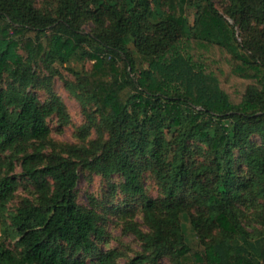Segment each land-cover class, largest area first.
Instances as JSON below:
<instances>
[{
  "label": "trees",
  "instance_id": "1",
  "mask_svg": "<svg viewBox=\"0 0 264 264\" xmlns=\"http://www.w3.org/2000/svg\"><path fill=\"white\" fill-rule=\"evenodd\" d=\"M52 1L0 0V264H119L108 213L125 264H264V0ZM82 171L121 181L84 205Z\"/></svg>",
  "mask_w": 264,
  "mask_h": 264
},
{
  "label": "rangeland",
  "instance_id": "2",
  "mask_svg": "<svg viewBox=\"0 0 264 264\" xmlns=\"http://www.w3.org/2000/svg\"><path fill=\"white\" fill-rule=\"evenodd\" d=\"M35 2L38 6H40L41 4L47 5L48 3L49 6H53L52 0H35ZM217 7H219V4H217ZM193 13L194 11L192 9L188 13L190 23L194 18ZM56 67L58 68L64 79L67 77L66 79L72 80V77L67 73V70L65 68H62L60 66ZM78 67L90 68V62H87L85 65L79 64ZM62 76L57 75L52 79L51 90L62 99L70 115L72 124L70 126L62 128L61 132H57V130L53 131L52 137L59 142L76 143L77 141L73 136V131L74 127H78L82 123V113L78 100L73 95H71L70 92H68L64 87ZM35 92L40 100H44L48 97V94L44 90H37ZM49 126L55 129L57 124L55 123V121H50ZM92 136H94V134H92ZM251 139L253 141H256V143L261 142V139L258 136H253ZM16 171L19 172L20 169L17 168ZM120 181V178L115 175L112 176L110 180H103L98 175L88 174L84 171L79 172V179L76 186L78 202L86 205L88 203V196H93L94 198L103 201L104 199H107L104 193H106L108 186L112 184H118ZM144 188L147 196L154 198L158 197L159 190L157 184L148 175L144 177ZM122 200V195L117 191L114 198L108 200L106 206L107 208H109L111 206H116L119 204L120 208H123L124 202ZM139 206L140 205H138V209L136 210L134 219L137 222L141 223L142 214L140 212ZM106 217L107 221L105 223V236L103 237L102 241L98 243L99 249L105 251L110 248H117L123 254V257H120L118 259V263L125 264L127 258H131L135 255L136 252L140 251L139 243L136 239H134L132 235L122 233L121 223L114 214L108 213ZM8 241L6 242L8 243ZM13 242H11V245H13ZM160 264H169V262L166 258H164L161 260Z\"/></svg>",
  "mask_w": 264,
  "mask_h": 264
}]
</instances>
